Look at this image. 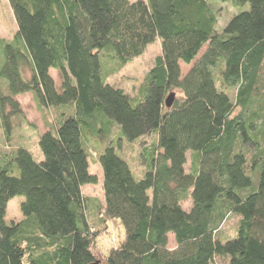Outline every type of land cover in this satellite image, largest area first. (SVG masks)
<instances>
[{
    "label": "trees",
    "instance_id": "16d2710c",
    "mask_svg": "<svg viewBox=\"0 0 264 264\" xmlns=\"http://www.w3.org/2000/svg\"><path fill=\"white\" fill-rule=\"evenodd\" d=\"M10 3L18 30L5 41L0 66L6 139L12 143V117L23 112L19 94L70 112L40 134L35 175L20 167V147L0 146V264L92 263L113 220L125 238L105 248L111 264H264V0ZM223 4L236 11L219 30ZM158 38L162 53L139 93L109 81ZM182 62H194L184 76ZM176 89L182 97L167 107ZM113 123L122 140L153 141L141 152L139 178L114 144L104 149L103 201L83 190L99 182L87 132L101 126L109 133ZM17 195L25 197L24 217L8 223ZM59 204L73 223L66 234L50 232ZM231 216L233 232L224 235Z\"/></svg>",
    "mask_w": 264,
    "mask_h": 264
},
{
    "label": "rangeland",
    "instance_id": "374dc122",
    "mask_svg": "<svg viewBox=\"0 0 264 264\" xmlns=\"http://www.w3.org/2000/svg\"><path fill=\"white\" fill-rule=\"evenodd\" d=\"M235 11L236 9L233 6L223 4L221 19L218 25L219 30L224 27V25L228 22V18H230L231 14ZM17 30L18 23L10 0H0V66L4 64L7 57L5 41L12 40L15 37ZM161 45L162 43L160 38L149 44L143 55L124 65L120 71L110 75L109 81L121 86L129 93H139L140 86L144 82L145 76L154 65L156 57L162 53ZM205 49L206 47L203 48L196 60L200 58ZM193 63H181L183 76L191 69ZM26 73L29 74L28 71H26ZM52 75L55 77L57 84L60 85L61 78L59 72L57 70H52ZM171 93L175 94V98L182 97V93L177 89ZM230 93L233 97L234 91H230ZM17 100L20 102L23 112L22 114L12 117L13 131L11 136L12 138L10 140L12 143L6 139L4 130L0 125V146L5 151L11 153H15V151L20 147L21 158L18 161L20 167L26 170L29 174L35 175L37 164L42 157L41 149L38 146V138L40 134L48 130L53 123L58 121L62 113H69L70 108L67 106L50 108L40 107L37 105L31 92L19 95ZM239 111L240 109H237L236 113ZM98 128L103 129L101 126ZM98 128L91 129L87 132L88 139L86 142L89 152L90 171L98 176L99 182L97 184L86 185L83 190L87 195L104 201L103 172L99 162L100 154L108 145L114 144L117 147L119 154L128 161L134 171V174L139 178L143 174L141 172L142 169L145 168L142 164L141 152L144 147H149L150 143L153 141V137L151 135H147L142 139L130 142L120 139L122 135L118 124L113 123L109 133L105 132V129L99 130ZM190 167L191 153L188 154L186 170L189 171ZM24 200V196L17 195L9 201L6 214V221L8 223L19 221L24 217L21 211V204ZM57 203L59 202L57 201ZM191 206V197L183 201V207L186 210H189ZM233 221L234 218L231 216L222 230L224 231V235L232 234ZM109 224V233L99 237V246L95 247V254L101 262L106 261V257L104 256L106 251L105 248L118 246L125 238V227L119 220H113ZM72 230L73 223L70 215L63 212L59 204V208L50 227V232L66 234ZM169 239V246L174 248L176 246L174 235L170 234ZM224 263L225 261L221 258H216L214 261V264Z\"/></svg>",
    "mask_w": 264,
    "mask_h": 264
},
{
    "label": "water",
    "instance_id": "95a60500",
    "mask_svg": "<svg viewBox=\"0 0 264 264\" xmlns=\"http://www.w3.org/2000/svg\"><path fill=\"white\" fill-rule=\"evenodd\" d=\"M174 99H175V94L174 93H170L169 96L166 99L167 107H171L173 105ZM89 264H111V263H109V262H101L100 260H96V261H94L92 263H89Z\"/></svg>",
    "mask_w": 264,
    "mask_h": 264
},
{
    "label": "crops",
    "instance_id": "0c3cea01",
    "mask_svg": "<svg viewBox=\"0 0 264 264\" xmlns=\"http://www.w3.org/2000/svg\"><path fill=\"white\" fill-rule=\"evenodd\" d=\"M52 70H56V69L51 68V70H50L51 74H52ZM52 76H53V75H52ZM53 77H54V76H53ZM54 78H55V77H54ZM27 93H28V92H27ZM22 94H23V93H22ZM19 95H21V94H19ZM19 95H18V96H19ZM18 96H17V97H18ZM41 159H42V157H41ZM102 177H103V176H102Z\"/></svg>",
    "mask_w": 264,
    "mask_h": 264
}]
</instances>
